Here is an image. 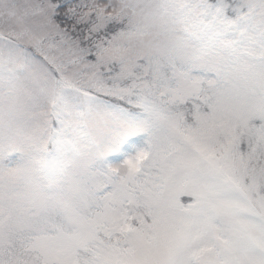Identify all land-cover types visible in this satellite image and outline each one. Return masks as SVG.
Returning <instances> with one entry per match:
<instances>
[{
  "label": "snow or ice",
  "instance_id": "obj_1",
  "mask_svg": "<svg viewBox=\"0 0 264 264\" xmlns=\"http://www.w3.org/2000/svg\"><path fill=\"white\" fill-rule=\"evenodd\" d=\"M0 264H264V0H0Z\"/></svg>",
  "mask_w": 264,
  "mask_h": 264
}]
</instances>
